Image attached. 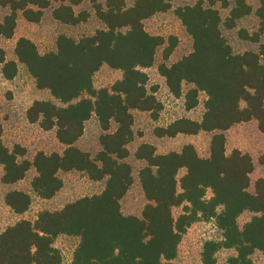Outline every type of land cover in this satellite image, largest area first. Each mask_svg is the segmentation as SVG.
<instances>
[{
	"label": "trees",
	"instance_id": "1",
	"mask_svg": "<svg viewBox=\"0 0 264 264\" xmlns=\"http://www.w3.org/2000/svg\"><path fill=\"white\" fill-rule=\"evenodd\" d=\"M68 0H0V11L8 14L0 22V37H14L20 15L29 23L41 22L52 3L53 18L65 25L78 26L89 14H77ZM173 0H93L96 17L104 25L94 35L76 40L65 34L57 39L54 52L41 54L27 38L16 44V60H8L0 49V70L7 80L25 66L39 90L48 91L52 100L35 101L27 119L45 131L56 130L64 153L39 152L31 162L20 145L13 149L2 140L0 124V183L13 185L24 180L34 168L32 190L42 200H51L63 189L61 172L85 173L94 182H105L102 193L81 198L60 211H42L36 221L21 220L0 234V264H63L55 246L61 236L79 239L71 264H176L179 248L188 230L200 222H214L221 239L203 244L201 264H219L218 254L231 250L223 264H256L253 255L264 254V179L255 182L249 154L235 150L226 153L225 133L234 126L256 121L264 133V45L261 52L235 54L222 33V26L236 29L238 22L253 14L248 0H235L225 20L214 6L231 0L199 1L176 9L193 41V51L180 61L163 63L159 72L169 92L184 100L187 111L200 105L206 95L201 121L181 118L157 127L158 138H176L214 133L210 155L202 158L193 144L180 152L157 154L150 144L141 145L135 157L145 161L140 183L147 204L142 217L125 215L121 201L134 184L133 168L127 162L134 142V111L158 117L162 104L148 91L146 70L154 65L156 54L164 49L170 59L178 39L151 35L145 21L172 9ZM260 28L239 36L259 44L264 34V0L255 13ZM122 72V79L110 88L97 89L95 75L103 68ZM189 88L185 90L184 86ZM95 116L103 131L101 151L96 158L75 144L84 136L86 123ZM264 166V155L261 157ZM181 171H185L180 177ZM6 205L17 215L29 211L33 197L11 191ZM181 208L178 216L176 209ZM244 213L253 216L240 226Z\"/></svg>",
	"mask_w": 264,
	"mask_h": 264
},
{
	"label": "rangeland",
	"instance_id": "2",
	"mask_svg": "<svg viewBox=\"0 0 264 264\" xmlns=\"http://www.w3.org/2000/svg\"><path fill=\"white\" fill-rule=\"evenodd\" d=\"M199 1H205V6L209 5L206 0H173L170 11L157 14L145 21V28L151 35L165 38L176 37L178 46L167 61L164 60V49L160 48L156 54L154 65L146 70L149 75L148 91L154 93L155 97L160 101L162 110L156 119L147 112H133L136 137L134 142L128 146L131 155L127 162L133 168L134 184L121 201L122 211L125 215L142 217L143 210L147 204L140 183V171L146 166V162L139 161L135 157V153L141 145L150 144L155 146L157 154H168L180 152L185 145L193 144L200 157L207 158L210 155V146L214 133H200L195 136L180 135L176 138H158L155 135L157 127L167 126L181 118L201 121L205 113V94H201L200 105L196 109L187 111L184 106V100L175 98L169 92L166 79L159 72L161 64L172 65L192 53V38L182 22L177 18L175 11L179 7L193 6ZM262 1L248 0V4L253 8V14L239 21L236 29L229 30L222 26V33L235 54H244L248 51L261 52V45H264V34L261 35V42L257 44L243 40L239 36V31L246 30L251 35L259 31V19L255 13L262 5ZM97 2L104 4L105 0H97ZM134 2L135 0H126L128 7H131ZM71 3H76L73 8L77 14L82 12L89 14L86 22L78 26H69L56 21L52 13L53 9L58 7L59 4L55 2L44 12V16L38 24L29 23L20 15L14 37L11 39L0 37V49L5 51L7 59L16 60V44L22 37L31 40L41 54H47L56 51L57 39L62 34L80 40L83 37L92 36L98 30L105 28V25L96 17L93 0L67 1V4ZM234 6L235 0H231L228 9L223 8L221 2H218L214 7L220 10L223 20H225ZM8 12V10L0 11V22ZM120 79H122L121 71L105 66L95 75L94 84L97 89L110 88ZM184 88L187 90L189 86L185 85ZM38 100L53 101V98L48 91H42L37 88L35 80L28 73L25 66L19 65L18 73L12 80L5 79L0 70V124L3 127V143L10 149H13L16 145L25 148L27 151L25 159L31 162L39 152H44L47 155L53 153L62 155L66 149L58 141L56 130L45 131L38 124H32L28 121L27 112L32 104ZM102 134L103 131L99 122L93 116L86 123L84 136L75 146L81 151L89 153L92 158H96L102 148L100 144ZM225 135L227 139V155H231L235 150H240L252 157L255 170L251 175L252 184L250 191H254L255 182L260 178L264 179V166L261 165V157L264 155V133L259 130L256 121H251L234 126ZM184 174L185 171H181L179 178L184 176ZM2 176L3 169L0 168V179ZM35 176L36 171L32 168L26 178L16 184L5 185L0 183V234L21 220L36 221L42 211H60L68 204L81 198L100 194L106 184L105 182L90 180L85 173L75 171L61 172L59 176L64 181L63 189L53 199L42 200L32 190V181ZM11 191H22L33 197L32 206L27 213L17 215L6 205L5 197ZM180 212L181 208L176 209L174 215L178 216ZM252 216L251 213H244L239 219L240 226H244ZM212 239H221V232L214 222H200L193 225L180 245L175 263L201 264L203 244L205 241ZM78 243L79 239L76 237L61 236L58 238L55 246L62 253L63 264H71ZM232 255H234V252L231 250L221 251L218 254L219 264L225 263ZM252 258L256 264H264L263 253L256 252Z\"/></svg>",
	"mask_w": 264,
	"mask_h": 264
}]
</instances>
